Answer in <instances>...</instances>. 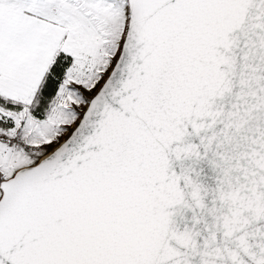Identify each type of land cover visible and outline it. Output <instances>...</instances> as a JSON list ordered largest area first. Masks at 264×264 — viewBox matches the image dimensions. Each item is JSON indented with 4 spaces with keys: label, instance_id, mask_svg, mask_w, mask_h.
I'll return each mask as SVG.
<instances>
[{
    "label": "snow or ice",
    "instance_id": "snow-or-ice-1",
    "mask_svg": "<svg viewBox=\"0 0 264 264\" xmlns=\"http://www.w3.org/2000/svg\"><path fill=\"white\" fill-rule=\"evenodd\" d=\"M0 264H264V0H0Z\"/></svg>",
    "mask_w": 264,
    "mask_h": 264
}]
</instances>
